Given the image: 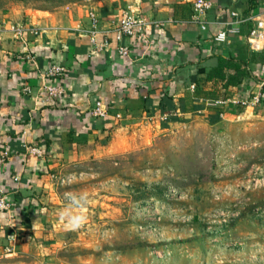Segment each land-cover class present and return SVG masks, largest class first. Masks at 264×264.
<instances>
[{"label": "crops", "instance_id": "obj_1", "mask_svg": "<svg viewBox=\"0 0 264 264\" xmlns=\"http://www.w3.org/2000/svg\"><path fill=\"white\" fill-rule=\"evenodd\" d=\"M194 1L112 0L95 10L100 40L110 31V45L99 55L82 31L90 27V13L68 23L57 17L0 18V157L9 151L0 163V191L15 202L13 209L0 210V264L73 260L63 248L47 251L64 244L62 209L89 213L64 202L60 181L75 178L77 185L78 173L86 175L91 163L117 151V135L127 126L164 115L174 118L162 124L192 116L214 124L250 113L264 116V37L258 36L264 33V0H213L206 29L192 19ZM128 6L161 27L127 38L130 52L123 56L111 27ZM14 22L41 32L23 42L9 30ZM222 30L228 38L217 41ZM54 63L68 69L62 78L68 93L56 98L48 95L44 76ZM256 95L260 104L233 103ZM98 101L108 109L105 117L89 114ZM34 145L42 156L29 154Z\"/></svg>", "mask_w": 264, "mask_h": 264}, {"label": "rangeland", "instance_id": "obj_2", "mask_svg": "<svg viewBox=\"0 0 264 264\" xmlns=\"http://www.w3.org/2000/svg\"><path fill=\"white\" fill-rule=\"evenodd\" d=\"M111 1L0 0V18L68 23ZM170 120L127 126L116 152L61 184L89 213L48 252L73 253L65 264H264V116Z\"/></svg>", "mask_w": 264, "mask_h": 264}, {"label": "built area", "instance_id": "obj_3", "mask_svg": "<svg viewBox=\"0 0 264 264\" xmlns=\"http://www.w3.org/2000/svg\"><path fill=\"white\" fill-rule=\"evenodd\" d=\"M214 7L213 0H195L193 6V21L198 23L202 28L206 29L207 24L204 21L205 14ZM91 24L90 27L82 30L90 40L92 46L93 54H101L105 48L110 45L108 36L110 31H106L104 39L100 40V35L102 30L100 28V17L95 10L90 11ZM161 27V23H158L150 19L146 14L137 11L134 7L128 6L123 9L120 16L113 21L111 31L114 32V37L118 41L119 53L123 56L128 55L130 52V47L127 43V38H137L143 37L153 30V28ZM9 30L13 33L14 38H18L23 42H27V37L31 34H40V29L35 25L19 22L11 23L9 25ZM233 31V29H232ZM256 31H254L255 33ZM229 35V31L222 30L218 32L216 36L217 41H226ZM259 37H264L263 32L258 33ZM27 58L35 60V54L33 52H28L25 55ZM68 69L65 65L60 63H54L49 66V68L44 71L45 79L47 80L46 91L50 97L56 98L68 93L65 85L62 83V78L66 76ZM260 95H256L253 101L243 100V101H233L234 104L241 103L243 105H248L250 102L258 104L260 102ZM226 101H221L225 103ZM89 114L92 117H105L108 115V109L104 107L102 101L95 102L94 105L90 107ZM121 117V115H118ZM163 120L168 119L167 115L161 117ZM29 154L40 155L44 154L43 149L38 145L29 147ZM9 151H4L2 157H0V163L3 162ZM65 179H61V184L65 183ZM15 202L8 197L5 191H0V210L9 211L13 209Z\"/></svg>", "mask_w": 264, "mask_h": 264}, {"label": "clouds", "instance_id": "obj_4", "mask_svg": "<svg viewBox=\"0 0 264 264\" xmlns=\"http://www.w3.org/2000/svg\"><path fill=\"white\" fill-rule=\"evenodd\" d=\"M66 198L71 208H83L88 203V197L84 194L66 193ZM59 220L66 231H76L84 226L87 217L82 212L72 211L66 207L60 211Z\"/></svg>", "mask_w": 264, "mask_h": 264}, {"label": "trees", "instance_id": "obj_5", "mask_svg": "<svg viewBox=\"0 0 264 264\" xmlns=\"http://www.w3.org/2000/svg\"><path fill=\"white\" fill-rule=\"evenodd\" d=\"M169 118H170V117H169ZM172 118H174V117H172ZM172 118H171V119H172Z\"/></svg>", "mask_w": 264, "mask_h": 264}]
</instances>
